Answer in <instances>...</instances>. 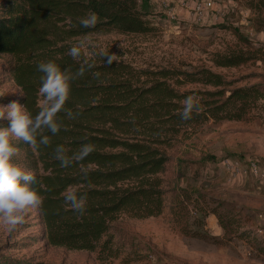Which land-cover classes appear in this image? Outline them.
<instances>
[{
  "label": "trees",
  "instance_id": "1",
  "mask_svg": "<svg viewBox=\"0 0 264 264\" xmlns=\"http://www.w3.org/2000/svg\"><path fill=\"white\" fill-rule=\"evenodd\" d=\"M145 16L138 0H9L0 8V54L12 58L10 77L21 92L14 101L23 109L20 119L0 117V128L21 133L0 146L22 151L26 163L23 171H0V201L34 198L36 239L46 245L111 251L110 231L122 214L162 213L160 175L177 135L209 119L242 120L264 98V85L232 87L209 67L135 68L107 55L87 57L69 42L110 30L149 34ZM253 57L239 49L214 52L211 60L233 67ZM187 84L205 88L179 87ZM127 237L122 231L118 239Z\"/></svg>",
  "mask_w": 264,
  "mask_h": 264
},
{
  "label": "rangeland",
  "instance_id": "2",
  "mask_svg": "<svg viewBox=\"0 0 264 264\" xmlns=\"http://www.w3.org/2000/svg\"><path fill=\"white\" fill-rule=\"evenodd\" d=\"M8 1L0 0V8ZM161 1L138 0L139 10L153 25L149 34L110 30L69 42L80 46L87 57L107 55L135 68L192 71L205 66L222 74L232 87L264 85L260 0H210L211 9L201 17L179 5V0H164L166 5ZM239 49L256 57L233 67L215 66L211 60L214 52ZM11 61L10 55L0 54V117L20 119L23 109L14 98L21 92L10 77ZM39 103L45 105V98ZM20 135L0 128V145ZM167 154L170 160L160 175L166 190L162 213L144 219L122 214L110 231L111 251L73 250L37 240L41 228L37 202L24 196L0 201V259L39 264H264V181L230 177L222 165L226 158L241 164L257 158L264 165V98L242 120L209 119L181 131ZM25 164L22 151L0 146V171H23ZM122 231L129 237L120 243Z\"/></svg>",
  "mask_w": 264,
  "mask_h": 264
},
{
  "label": "built area",
  "instance_id": "3",
  "mask_svg": "<svg viewBox=\"0 0 264 264\" xmlns=\"http://www.w3.org/2000/svg\"><path fill=\"white\" fill-rule=\"evenodd\" d=\"M182 5L195 17H201L211 9L213 2L210 0H184ZM222 165L230 177L251 176L256 180L264 181V165L257 158H249L244 164H241L239 160L226 158L222 160Z\"/></svg>",
  "mask_w": 264,
  "mask_h": 264
},
{
  "label": "crops",
  "instance_id": "4",
  "mask_svg": "<svg viewBox=\"0 0 264 264\" xmlns=\"http://www.w3.org/2000/svg\"><path fill=\"white\" fill-rule=\"evenodd\" d=\"M184 0H179V5H182V2H183ZM161 3H163L164 5H166V3L164 2V0L163 1H161Z\"/></svg>",
  "mask_w": 264,
  "mask_h": 264
}]
</instances>
